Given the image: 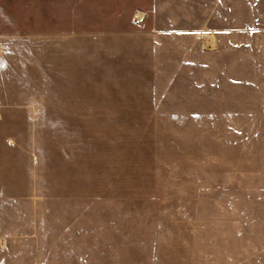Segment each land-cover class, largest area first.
Instances as JSON below:
<instances>
[{
	"label": "rangeland",
	"instance_id": "1",
	"mask_svg": "<svg viewBox=\"0 0 264 264\" xmlns=\"http://www.w3.org/2000/svg\"><path fill=\"white\" fill-rule=\"evenodd\" d=\"M44 1L0 4V264H264V89L204 45L221 0Z\"/></svg>",
	"mask_w": 264,
	"mask_h": 264
},
{
	"label": "crops",
	"instance_id": "2",
	"mask_svg": "<svg viewBox=\"0 0 264 264\" xmlns=\"http://www.w3.org/2000/svg\"><path fill=\"white\" fill-rule=\"evenodd\" d=\"M220 7L219 36L207 34L204 45L220 48L222 73L232 84L241 87L252 74L259 77L252 88L264 89V0H221Z\"/></svg>",
	"mask_w": 264,
	"mask_h": 264
}]
</instances>
